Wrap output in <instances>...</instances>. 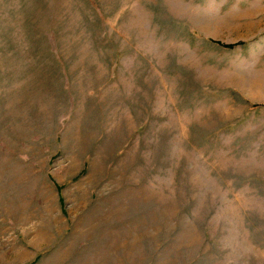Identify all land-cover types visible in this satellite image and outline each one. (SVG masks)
Masks as SVG:
<instances>
[{"label":"rangeland","instance_id":"obj_1","mask_svg":"<svg viewBox=\"0 0 264 264\" xmlns=\"http://www.w3.org/2000/svg\"><path fill=\"white\" fill-rule=\"evenodd\" d=\"M0 264H264V0H0Z\"/></svg>","mask_w":264,"mask_h":264}]
</instances>
